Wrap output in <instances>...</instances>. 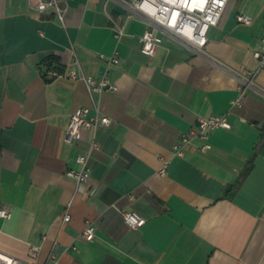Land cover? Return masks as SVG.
Instances as JSON below:
<instances>
[{
	"label": "crops",
	"instance_id": "crops-1",
	"mask_svg": "<svg viewBox=\"0 0 264 264\" xmlns=\"http://www.w3.org/2000/svg\"><path fill=\"white\" fill-rule=\"evenodd\" d=\"M63 2L66 26L54 8L0 0V210L12 212L0 215V250L37 264H264V0H230L203 53L154 28V55L141 41L149 21L121 0ZM51 57L62 75H45ZM73 71L118 89L95 94L112 123L69 141L73 114L95 113ZM222 114L231 128L212 131L203 151L199 119ZM89 153L92 179L80 187L67 171ZM125 211L146 224L129 227Z\"/></svg>",
	"mask_w": 264,
	"mask_h": 264
},
{
	"label": "built area",
	"instance_id": "built-area-1",
	"mask_svg": "<svg viewBox=\"0 0 264 264\" xmlns=\"http://www.w3.org/2000/svg\"><path fill=\"white\" fill-rule=\"evenodd\" d=\"M31 5L38 11H44L49 8H54L61 20L66 26V15L69 9L68 3L63 0H30ZM122 4L127 9L129 17L143 16L149 21L148 28L141 41L143 43V51L149 55H154L161 42V36L154 28L163 29L173 35L179 37L184 43L191 47L196 53H203L209 41V32L211 28L217 25L223 13L225 12L230 0H121ZM117 32L116 36L121 37L124 34V27L120 25L113 17ZM239 22L251 24L254 19L245 13H239L237 16ZM255 56L258 58L260 69H264V36L262 38L261 47L255 51ZM108 61L109 65L119 63L117 56L111 57ZM49 73L53 76L62 75L57 70H50ZM72 76H82L85 80L88 90L94 100L95 113L92 114L91 107H82L73 114L71 123L68 128L67 139L73 141L76 139L84 128H92L95 131L100 126H109L112 123V118L109 115L103 114L97 102L95 94L101 93L104 90L117 91L118 86L111 83L107 76L96 78L85 74H78L73 71ZM255 75L243 81L240 94L233 100V105L242 106L247 89L254 83ZM199 131L196 133L205 142L201 149L203 151L211 148L209 138L211 132L219 128H231V123L226 114L213 115L211 117H201L198 125ZM185 142L191 140L190 137H185ZM98 148L96 139L92 141L91 152ZM180 154L183 153V145L176 146ZM89 154H80L77 161L80 163V169H69L67 175L75 179L80 187H85L92 179V170L89 166ZM167 172L166 166L161 170ZM0 215L5 218L12 216L11 210L2 208ZM70 215L65 216V220H70ZM124 218L127 225L131 228L143 227L147 219L137 211H125ZM97 227L90 224L84 231V237L87 240H93L96 237ZM0 264H37L30 263L24 259L11 255L3 250H0Z\"/></svg>",
	"mask_w": 264,
	"mask_h": 264
},
{
	"label": "trees",
	"instance_id": "trees-1",
	"mask_svg": "<svg viewBox=\"0 0 264 264\" xmlns=\"http://www.w3.org/2000/svg\"><path fill=\"white\" fill-rule=\"evenodd\" d=\"M49 59H50V60H47V61H46V64H48V68H47V70L45 71V72H46L45 75H47L48 72H49L50 70H57V71H59L60 73H61V72L63 73V71L59 68L58 65H54V62H56L55 60H58V59H56L55 57H51V58H49Z\"/></svg>",
	"mask_w": 264,
	"mask_h": 264
}]
</instances>
